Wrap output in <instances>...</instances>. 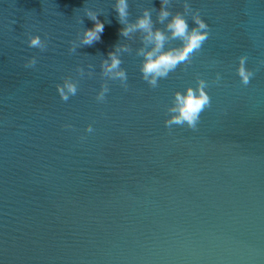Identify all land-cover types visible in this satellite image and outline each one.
I'll return each mask as SVG.
<instances>
[{
	"label": "water",
	"instance_id": "1",
	"mask_svg": "<svg viewBox=\"0 0 264 264\" xmlns=\"http://www.w3.org/2000/svg\"><path fill=\"white\" fill-rule=\"evenodd\" d=\"M117 2L0 0V264H264V0H169L209 35L155 88ZM127 4L125 23L147 9L164 30L161 0ZM96 22L100 39L83 44ZM116 49L126 87L102 75ZM198 79L210 106L195 129L166 127L174 93ZM65 80L78 89L67 101Z\"/></svg>",
	"mask_w": 264,
	"mask_h": 264
},
{
	"label": "clouds",
	"instance_id": "2",
	"mask_svg": "<svg viewBox=\"0 0 264 264\" xmlns=\"http://www.w3.org/2000/svg\"><path fill=\"white\" fill-rule=\"evenodd\" d=\"M168 4L169 0H161V8L157 15L159 23L165 24V21H167L164 30L154 27L151 13L147 9L134 23H125L128 16L127 0H118L116 5L119 21L124 24V27L120 29V35L128 37L130 33L136 31L143 34L141 42L144 47L137 51V55L143 57L140 72L142 73V79L153 88L158 86L160 79L167 78L169 73L173 72L179 65L190 64L192 56L201 49L209 35L208 25L201 19L198 10L193 12L189 4L185 3L183 13L176 12L172 14L167 8ZM189 12H193L191 18L195 24L191 28L186 20V15ZM170 16L171 19L169 20ZM93 19L95 18L93 17ZM103 30L104 24L102 22L94 23L93 28L85 30L82 43L90 45L94 41H98ZM173 40H179L181 43L178 46L165 48V45ZM28 44L30 47L38 48L41 51L45 50V45L38 35L31 36ZM119 50L116 49L107 54L108 58L101 64L102 75L112 80H119L122 82V86L126 87L127 74L120 67L122 61L116 54V51ZM123 50L128 51V48L124 47ZM246 61L247 56H240L237 68V75L244 85H247L254 75L251 70L246 68ZM36 63V58L32 57L26 60L24 67L31 68ZM207 87L208 84L205 80L198 79L195 88L189 86L183 92L176 91L172 106L169 108L172 115L165 121V126L171 127L173 124L183 125L186 123L189 128L195 129L200 114L206 107L210 106V96L206 92ZM56 89L60 98L64 101H67L70 96L76 95L78 90L77 84L71 80H65L63 85L57 84ZM108 91L109 88L106 84L101 85V90L97 93L96 99L103 102ZM86 131L91 133L94 129L89 125Z\"/></svg>",
	"mask_w": 264,
	"mask_h": 264
}]
</instances>
